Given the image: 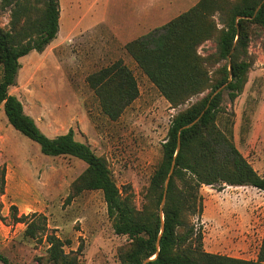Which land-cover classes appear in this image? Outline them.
Wrapping results in <instances>:
<instances>
[{
	"label": "rangeland",
	"instance_id": "rangeland-1",
	"mask_svg": "<svg viewBox=\"0 0 264 264\" xmlns=\"http://www.w3.org/2000/svg\"><path fill=\"white\" fill-rule=\"evenodd\" d=\"M198 1L59 0L57 37L44 51L21 58L16 84L10 87L44 134L55 137L73 129L78 141L104 156L123 195L132 199L138 211L147 203L173 116L207 91L173 107L126 44ZM2 3L0 0V25L9 29L11 7ZM249 42L252 67L245 91L233 102L224 92L227 113L219 123L264 175V30L260 26H252ZM216 49L217 43L211 39L199 52L208 55ZM119 59L136 76L139 96L113 120L102 111L87 77ZM2 71L0 65V77ZM86 166L73 156L43 154L40 144L16 130L0 107V176L6 170L5 189L0 194V249L13 264L51 263L46 260L48 243L25 236L26 224L14 221L12 205L17 206L18 216L43 213L48 232L69 242L66 252L82 248L81 264H123L121 254L130 238L115 232L103 192H76L74 188ZM200 194L204 211L188 218L196 227H203L205 250L257 259L264 235V190L209 184L201 186Z\"/></svg>",
	"mask_w": 264,
	"mask_h": 264
},
{
	"label": "trees",
	"instance_id": "trees-1",
	"mask_svg": "<svg viewBox=\"0 0 264 264\" xmlns=\"http://www.w3.org/2000/svg\"><path fill=\"white\" fill-rule=\"evenodd\" d=\"M2 2L3 7H11L12 18L9 29L0 25L3 70L0 107H4L9 123L16 130L40 144L43 154L69 155L86 163L74 188L76 192L85 189L103 192L115 232L130 238L121 254L122 263L264 264V235L255 260L213 253L204 248L203 227H196L188 218L204 211L200 194L203 185H244L264 190V175L254 168L236 140L219 123L227 113L224 92L233 102L245 91L252 67L249 54L252 26L264 30V0H199L166 24L126 44L138 66L173 107L178 108L207 91L173 116L143 211H138L132 199L123 195L104 156L78 141L73 129L55 137L44 134L26 113L21 99L10 93V87L16 84L21 58L32 51H44L57 37L59 0ZM39 3L41 6H37ZM211 39L217 43L216 51L202 55L199 47ZM87 80L102 111L113 120L139 96L137 78L121 59L90 74ZM188 124L191 125L184 128ZM173 162L174 171L166 187ZM2 172L0 194L5 189V168ZM11 209L14 221L26 224L25 236L48 243V262L81 264L82 248L66 252L65 245L69 242L48 232L43 213L18 216L17 206L12 205ZM0 261L13 264L1 249Z\"/></svg>",
	"mask_w": 264,
	"mask_h": 264
},
{
	"label": "water",
	"instance_id": "water-1",
	"mask_svg": "<svg viewBox=\"0 0 264 264\" xmlns=\"http://www.w3.org/2000/svg\"><path fill=\"white\" fill-rule=\"evenodd\" d=\"M219 90H221V89H219ZM219 90H218V91H219ZM191 124H193V122H192ZM191 124H188V125L184 126V128L189 127ZM179 148H180V142H179V144H178V149H179ZM174 167H175V163L173 162L172 167H171V170H170L169 175H168L167 180H166V187H167L168 184H169V181H170L171 175H172V173H173V171H174ZM164 202H165V196H164V199H163V201H162V206L164 205ZM163 229H164V224H162V231H163ZM162 231H161V232H162ZM158 246H159V241H158ZM156 255H157V254H156ZM156 255H155V256H156ZM146 261H147V260H146ZM146 261H145V263H146Z\"/></svg>",
	"mask_w": 264,
	"mask_h": 264
},
{
	"label": "crops",
	"instance_id": "crops-1",
	"mask_svg": "<svg viewBox=\"0 0 264 264\" xmlns=\"http://www.w3.org/2000/svg\"><path fill=\"white\" fill-rule=\"evenodd\" d=\"M232 256L239 257V256H237V255H232ZM241 258H242V257H241Z\"/></svg>",
	"mask_w": 264,
	"mask_h": 264
}]
</instances>
